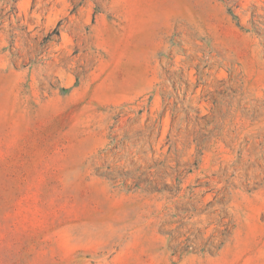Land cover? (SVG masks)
Here are the masks:
<instances>
[{"label":"rangeland","instance_id":"rangeland-1","mask_svg":"<svg viewBox=\"0 0 264 264\" xmlns=\"http://www.w3.org/2000/svg\"><path fill=\"white\" fill-rule=\"evenodd\" d=\"M0 264H264V0H0Z\"/></svg>","mask_w":264,"mask_h":264}]
</instances>
